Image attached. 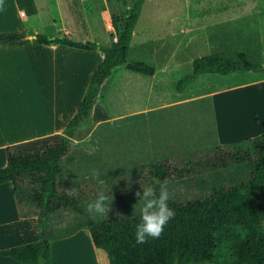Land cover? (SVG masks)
I'll use <instances>...</instances> for the list:
<instances>
[{"label": "trees", "instance_id": "16d2710c", "mask_svg": "<svg viewBox=\"0 0 264 264\" xmlns=\"http://www.w3.org/2000/svg\"><path fill=\"white\" fill-rule=\"evenodd\" d=\"M143 3L131 0L124 14L112 17L114 34L106 46L77 41L65 34H0V46L36 43L102 54L75 114L60 134L5 148L0 185L11 183L18 216L35 218L39 229L38 241L10 249V257L19 264H52L51 242L82 229L88 230L93 246L106 254L108 264H264V228L260 224L264 214V134L64 183L62 161L76 141L89 135L92 110L103 101L116 73L124 68L147 76L154 74L148 64L127 58ZM244 73L264 74V66L234 61L224 53L203 56L192 61V71L176 82L175 90L183 92L201 75L229 77ZM147 176L156 180L157 190L161 183L176 181L203 186L193 201L169 199L175 216L158 239L136 243L139 213L128 212L105 221L86 211L87 204L104 192V187L114 190L115 186L131 184L135 177Z\"/></svg>", "mask_w": 264, "mask_h": 264}, {"label": "crops", "instance_id": "0c3cea01", "mask_svg": "<svg viewBox=\"0 0 264 264\" xmlns=\"http://www.w3.org/2000/svg\"><path fill=\"white\" fill-rule=\"evenodd\" d=\"M116 1L3 0V7L0 8V34L24 33L52 36L65 34L77 41H90L102 45L101 39L104 40L105 35L114 34L112 17L124 14L117 11ZM138 20H140V16ZM133 38L134 32L127 58H129L130 51L136 53L143 46L151 50L154 49L150 42L134 43ZM247 51L249 50L243 48L237 55L235 54L236 57L230 52H226L227 56L234 61L257 63L264 66V62L260 60L236 59L242 55L249 54L250 56L252 54ZM60 54L67 57L64 59L66 62H63L65 65H72V70L67 75L54 74L48 78V76L30 68L32 55L53 59ZM154 58L158 66L152 67L154 69L152 76L128 71L124 68L116 73L103 101L98 105L104 109L105 115L97 119L92 118L89 135L82 141H76L67 156H71V153L76 156L97 154L92 139L99 127L103 125H106L111 131H120L123 138L131 137L133 153H139L142 158H145L143 159L144 163L156 159H166L172 154L201 151L202 147L198 144L197 138L194 141L188 139V142L185 140L187 139L185 134L180 133L184 131H179L176 128L178 129L175 130L176 136H171L166 131L169 125L172 126V123L178 125V121H181L182 111L189 112L191 108L204 107L205 109V113L201 114L205 115L206 119V123L201 125L204 130L202 127H194V129L195 132L199 131L201 136L204 131L205 137L211 138L212 143L207 146L236 143L264 134L263 129L260 128L263 120L254 105L256 99H260L264 95L262 90L263 73H244L249 74V78L229 82L219 90L214 89L216 85L210 80L200 81L205 79L201 78L202 76H207L201 75L183 92L179 93L175 90V96L168 98L163 95L162 90L171 71L176 67V63L168 56L154 54ZM130 60H136V57ZM101 61L102 54L99 51H84L62 46L48 47L36 43H29L22 47L0 46V169L6 165V147L62 132L64 126L75 114L91 74ZM146 62L152 66L150 61ZM208 85L210 86L208 87ZM212 88L213 90L208 91ZM235 92L242 96L246 110L236 111V113L231 111V105L227 103L230 101V95ZM242 92H244V96ZM48 94L53 95L52 98L55 100L51 102L47 117L42 118L28 109L29 124L25 120H22V123L10 122L14 110L13 104L15 105V118L16 108H18L16 104L21 106V97L28 95L46 97ZM219 95L226 97L225 100L224 98L221 100ZM20 110L24 112L21 107ZM195 135L197 137V132ZM179 137L185 139L182 140ZM84 145H93L94 149L88 150L87 153L81 152V150H86ZM137 165L135 164V166ZM80 231L69 238L51 242L52 264H59L53 253L54 250L60 247L61 251L67 247ZM38 240L37 220L35 218H20L11 183L0 185V264H19L10 257V249ZM54 245L57 248H54Z\"/></svg>", "mask_w": 264, "mask_h": 264}, {"label": "rangeland", "instance_id": "374dc122", "mask_svg": "<svg viewBox=\"0 0 264 264\" xmlns=\"http://www.w3.org/2000/svg\"><path fill=\"white\" fill-rule=\"evenodd\" d=\"M116 2V8L118 9L116 10L120 11V13H125L130 6L131 0H117ZM112 35L113 33L105 35L104 40L101 39V44L109 45ZM133 39L134 43L148 41L153 45L154 49L152 51L143 46L136 53H131L130 51L128 60L136 57V60L130 61L143 63L150 61L151 67L154 68L158 66L154 58L155 54L157 56H168L176 63V67L171 71L168 81L162 90L164 96L173 98L175 96V82L192 71L191 64L193 59L214 53L228 55L226 51L236 57L235 54L237 55L240 50L246 48V50H249L247 53L250 52L252 54L250 56L249 54L241 57L237 56L239 58L236 59H248V61L256 59L264 62V0H146L140 20H138L135 27ZM66 58L63 54L53 59L32 55L30 68L34 69V71H39L41 74L48 76V78L54 74L67 75L71 72L72 65L63 63L66 62L64 60ZM249 76V74L229 77L207 75L202 76L201 78L205 79L200 81L210 80L211 83L216 85L214 89L219 90L229 82L239 81L249 78ZM262 88L264 92V85H262ZM210 90H213V88L208 89V91ZM239 94L237 92L232 93L229 98L230 101L227 103L231 105V111L233 110L234 113L246 110V104H244L243 98ZM242 94L244 96V92ZM52 97L53 95L51 94L46 97L39 95L21 97L22 104L21 106L16 104L18 108H16L15 118V105L13 104L14 110L12 117L10 116V122L22 123V120H25L29 124L28 109L42 118L47 117L51 102L55 100ZM219 97L222 98L221 100L226 98L223 95H219ZM263 100L264 95L262 98L256 99L254 104L263 120L260 125V128L263 129L262 131H264ZM98 105H95L92 110L93 119L105 115L104 109L100 106L98 107ZM20 107L24 112L22 110L19 111ZM248 111L250 112L249 108ZM204 113V107L191 108L189 112L182 111L181 121H178V125L173 123L172 126L169 125L166 129L167 133L171 136H176L177 132L175 130L179 129V131H184L180 133L185 134L187 139L179 138L188 142L197 138L199 140L198 144L202 147L200 150L215 147L207 146L212 142L210 137H205L204 131L201 136L199 131L196 130L197 137L195 135L194 127H202L203 129L201 125L206 123L205 115H201ZM207 115L209 116V114ZM92 140L94 141L97 154L93 156H86V154L85 156H76L71 153V156L63 159L62 166L65 170V184L96 175L132 168L133 166H141L143 164L140 163H144L143 159L145 158H142L139 153H133L131 137L123 138L120 131H111L106 125H103L99 127ZM84 149L86 150H81V152L87 153L88 150L94 148L93 145H84ZM189 153L191 152L178 155L172 154L166 159ZM161 160L156 159L151 160V162L154 163ZM151 162H145L144 164ZM135 164L140 165L135 166ZM167 186L171 193L170 199L178 202L193 201L199 197L203 188V186H197L194 182L185 183L183 181L167 183ZM143 187H152L158 192L156 180H153L151 176L142 179L135 177L131 184L115 186L114 190L104 187L103 193L108 196L111 210L99 217L105 221H111L127 215L128 212L139 213L141 203L136 193L139 191L142 194ZM260 224L264 228V214ZM63 251L65 253H62ZM53 253L56 255V261L59 264H108L106 254L101 250L95 249L92 245L87 229H82L67 247L61 249V251L60 247H58Z\"/></svg>", "mask_w": 264, "mask_h": 264}, {"label": "clouds", "instance_id": "9594fccd", "mask_svg": "<svg viewBox=\"0 0 264 264\" xmlns=\"http://www.w3.org/2000/svg\"><path fill=\"white\" fill-rule=\"evenodd\" d=\"M3 0H0V8ZM141 207L139 210L140 222L135 226V241L139 245L158 239L164 232L165 226L174 218L175 212L168 206L171 193L166 183H161L158 192L152 187H143V192L136 193ZM108 196L103 192L97 194L96 199L87 204L86 211L91 214L103 215L109 212Z\"/></svg>", "mask_w": 264, "mask_h": 264}, {"label": "water", "instance_id": "95a60500", "mask_svg": "<svg viewBox=\"0 0 264 264\" xmlns=\"http://www.w3.org/2000/svg\"><path fill=\"white\" fill-rule=\"evenodd\" d=\"M29 38H32V37H29Z\"/></svg>", "mask_w": 264, "mask_h": 264}]
</instances>
